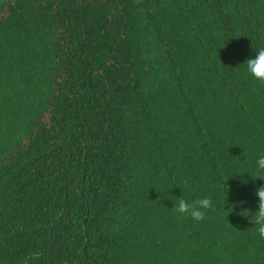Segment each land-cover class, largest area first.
Wrapping results in <instances>:
<instances>
[{
    "label": "trees",
    "instance_id": "1",
    "mask_svg": "<svg viewBox=\"0 0 264 264\" xmlns=\"http://www.w3.org/2000/svg\"><path fill=\"white\" fill-rule=\"evenodd\" d=\"M261 47L264 0H0V264H264Z\"/></svg>",
    "mask_w": 264,
    "mask_h": 264
},
{
    "label": "clouds",
    "instance_id": "2",
    "mask_svg": "<svg viewBox=\"0 0 264 264\" xmlns=\"http://www.w3.org/2000/svg\"><path fill=\"white\" fill-rule=\"evenodd\" d=\"M243 64L247 66V72L251 76L264 84V47L256 50L254 58L247 59ZM257 168L264 170V156L257 160ZM264 179L256 177L254 179ZM188 181L185 180L184 184L187 185ZM256 195L258 196V208L253 213L251 210H244L243 215L250 219V222L255 226L256 234L261 240H264V186L257 189ZM174 210L179 214L180 218L190 217L196 222H202L206 218V212L213 209V201L211 198L196 199L191 202L186 201L183 196L174 201ZM41 253H34L32 259H39Z\"/></svg>",
    "mask_w": 264,
    "mask_h": 264
}]
</instances>
